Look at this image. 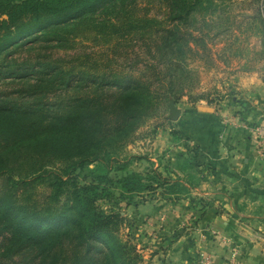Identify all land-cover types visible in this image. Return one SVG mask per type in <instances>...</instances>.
<instances>
[{
    "label": "trees",
    "instance_id": "obj_1",
    "mask_svg": "<svg viewBox=\"0 0 264 264\" xmlns=\"http://www.w3.org/2000/svg\"><path fill=\"white\" fill-rule=\"evenodd\" d=\"M138 2L0 0V82L34 76L0 89V264H137L118 234L119 215L98 209L91 187L78 186L72 173L91 162L124 167L120 152L139 126L188 89L189 41L198 40L195 25L208 24L204 12L213 6L163 0L162 22L135 14ZM98 13L108 16L94 26L97 36L115 40L114 50L130 46L122 66L132 69L109 66L118 56L106 60L107 72L52 56L58 46L44 31ZM26 37L47 46L13 58Z\"/></svg>",
    "mask_w": 264,
    "mask_h": 264
},
{
    "label": "rangeland",
    "instance_id": "obj_2",
    "mask_svg": "<svg viewBox=\"0 0 264 264\" xmlns=\"http://www.w3.org/2000/svg\"><path fill=\"white\" fill-rule=\"evenodd\" d=\"M212 2V8L204 12L208 24L198 22L195 26L202 33L194 31L198 40L189 41L192 50L185 60L190 70L188 89L175 101L181 109L178 119L170 120L168 108L160 107L121 150L124 167L91 162L72 173L78 186L91 187L98 209L119 215L118 234L137 264H212L219 250L218 233L208 235V223L215 222L206 216L217 214L220 208L219 180L234 181L233 172L239 165L219 153L224 119L248 123L246 132L260 148L264 145V0ZM134 13L164 22L166 6L163 0H139ZM106 16L87 14L84 19L44 31L46 38L55 40L48 45L58 46L51 47L52 56L75 57V68L87 72H107L106 60L118 56L109 66L132 69L122 66V58L134 54L130 46L122 44L127 52L114 50L115 40L108 43L96 34L94 26ZM31 38L23 39L28 43L17 48L13 58L27 57L47 46L31 43ZM31 77L5 79L0 89L26 85ZM152 170L169 182L155 180ZM127 178L135 183L128 187ZM243 181L248 184L250 179ZM227 246L224 259L235 264L241 257L239 245L230 241Z\"/></svg>",
    "mask_w": 264,
    "mask_h": 264
},
{
    "label": "crops",
    "instance_id": "obj_3",
    "mask_svg": "<svg viewBox=\"0 0 264 264\" xmlns=\"http://www.w3.org/2000/svg\"><path fill=\"white\" fill-rule=\"evenodd\" d=\"M230 119L223 121L218 149L222 157L239 165L233 172L234 181L227 177L219 180L221 191L217 202L220 208L217 214L206 216L215 222L208 223V235L213 237L212 233H218L219 250L212 264H230L224 259L230 241L238 243L241 253L233 263L264 264V145L260 148L255 138L246 132L248 123ZM251 121L258 122L257 119ZM246 168L248 172H244ZM245 178L250 179L248 184L244 183Z\"/></svg>",
    "mask_w": 264,
    "mask_h": 264
},
{
    "label": "water",
    "instance_id": "obj_4",
    "mask_svg": "<svg viewBox=\"0 0 264 264\" xmlns=\"http://www.w3.org/2000/svg\"><path fill=\"white\" fill-rule=\"evenodd\" d=\"M181 109L175 104V101L171 98L168 102V118L175 121L180 116Z\"/></svg>",
    "mask_w": 264,
    "mask_h": 264
}]
</instances>
